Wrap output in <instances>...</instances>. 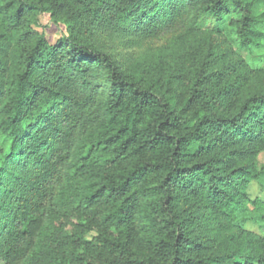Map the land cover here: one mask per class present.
<instances>
[{
    "label": "trees",
    "instance_id": "trees-1",
    "mask_svg": "<svg viewBox=\"0 0 264 264\" xmlns=\"http://www.w3.org/2000/svg\"><path fill=\"white\" fill-rule=\"evenodd\" d=\"M259 4L0 0L4 264H264V231L245 229H264V200L247 193L251 181L264 189V168L247 165L264 152V82L249 86L250 64L222 65L211 38L262 52ZM181 10L192 44L147 71L121 68L83 32L98 20L158 27ZM43 14L66 26L54 44L34 29ZM77 75L87 89L99 84L98 112L54 188L47 157L67 142L69 108L59 89Z\"/></svg>",
    "mask_w": 264,
    "mask_h": 264
},
{
    "label": "rangeland",
    "instance_id": "rangeland-1",
    "mask_svg": "<svg viewBox=\"0 0 264 264\" xmlns=\"http://www.w3.org/2000/svg\"><path fill=\"white\" fill-rule=\"evenodd\" d=\"M257 13L264 11L259 4ZM188 16L184 10L174 15L169 24H161L158 27L148 26L139 29V24H134L127 30H116L112 25L103 20L96 22H86L83 32L89 40L102 51L107 52L116 59L119 66L123 69L147 71L159 66L175 62L185 52L187 47L192 44L193 36L188 31ZM34 27V26H33ZM36 31L44 34L50 44H54L67 33L63 23H55L49 14L38 17V24L34 27ZM213 42L217 45V52L222 56V65L239 63L242 65L250 64L249 86L257 87L264 82V50L250 56L243 52H238L229 46L223 35L211 34ZM253 64V65H252ZM80 75L74 76L72 80L63 83L59 89L61 100L66 101L69 108L53 112V118L59 121V117H64L66 111L67 126H64L66 134V144L59 143L55 146L52 154L47 157V166L55 167L56 173L52 186L60 185V175L69 163L75 141L88 130L94 117L97 115V100L100 98L99 84L91 82V88L83 86V79ZM95 87V88H94ZM95 90H91V89ZM49 103L44 102L40 110L35 113L36 118L44 113ZM54 119H52L54 121ZM35 121L28 119V122ZM66 124V123H65ZM7 143L0 142L1 154L7 149ZM247 165L261 172L264 168V152L260 153L255 160ZM55 173V174H56ZM40 174V173H38ZM247 193L251 200H264V189H261L255 181H251L247 186ZM245 229L249 232L261 234L263 230L256 226L246 225ZM0 264L4 262L0 259Z\"/></svg>",
    "mask_w": 264,
    "mask_h": 264
}]
</instances>
